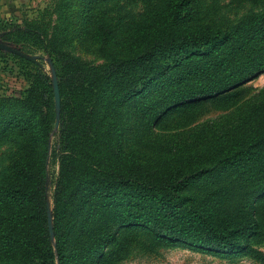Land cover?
<instances>
[{"label": "rangeland", "instance_id": "obj_1", "mask_svg": "<svg viewBox=\"0 0 264 264\" xmlns=\"http://www.w3.org/2000/svg\"><path fill=\"white\" fill-rule=\"evenodd\" d=\"M161 1L113 0L95 5L87 18V0H0V128L11 126L0 136V264H29L30 246H44L49 240L55 264H61L57 247L64 245L68 252L62 264H263L254 255L264 258V194L255 200L252 212L261 234L251 240L254 253L246 256L226 258L192 247L164 244L140 219L118 231L117 239H106L109 226L118 216L110 214L103 199L84 206L83 221L69 227L71 241L57 235L55 215L66 208L67 195L81 179L93 176L101 162L114 158L112 155L102 160L97 141L87 135V106L98 97V87L87 88V83L122 52L98 42L93 28L98 19L110 20L120 32L127 33ZM193 8L195 22L240 34L264 16V0H194ZM54 73L61 97L59 119ZM176 80V76L166 75L147 85L144 94L125 103L121 110L124 128L121 138L115 139L125 154L149 160L178 134L197 128L195 134L204 132L210 121L230 113L227 106L237 108L263 93L264 67H253L239 83L209 94L199 86H174ZM233 94H240L239 104L223 101ZM184 109L189 112L188 125L169 126L167 115ZM42 124L47 127V136L42 134ZM25 127L36 139L34 173L47 176L45 190L39 186L30 189L33 200L29 210L36 213L31 225L21 224L18 215L23 210L1 194L11 178L10 161L29 142ZM100 136L103 138L102 133ZM217 179L206 176L204 184L191 191L204 188L205 192ZM57 189L62 192L55 200ZM68 209L71 211V207ZM93 239L96 243L90 245ZM91 246H96L99 253Z\"/></svg>", "mask_w": 264, "mask_h": 264}, {"label": "trees", "instance_id": "obj_2", "mask_svg": "<svg viewBox=\"0 0 264 264\" xmlns=\"http://www.w3.org/2000/svg\"><path fill=\"white\" fill-rule=\"evenodd\" d=\"M110 1L87 0L84 16L88 18L95 5ZM193 4L194 0H162L127 33L120 32L110 20L98 19L95 24L97 41L122 54L87 83V88L98 87V97L87 106L86 132L97 141L102 160L114 158L101 162L93 176L81 179L67 195L66 208L55 215L58 236L71 241L69 227L83 221L84 206L103 199L110 214L118 216L109 226L106 239H117L118 231L140 219L164 244L226 258L254 253L251 240L261 230L252 212L255 200L264 194V90L243 103L240 94L226 96L223 101L241 103L237 108L227 106L230 113L210 121L204 132L195 134L197 128L178 134L149 160L125 154L115 140L121 138L124 128L121 110L125 103L166 75L176 76L174 86H199L209 94L239 83L253 67L263 69L264 16L240 34L195 22ZM167 121L169 126L188 125L189 112H171ZM10 129V125L0 128V136ZM24 131L29 142L10 161L11 178L1 194L23 210L18 215L21 224L31 225L36 213L29 210L33 200L30 189L39 186L45 190L47 176L34 173L36 139L27 127ZM47 132L42 124V134L47 136ZM206 176L219 179L205 192L204 188L192 192ZM60 192L57 189L55 200ZM30 247L29 264H55L50 240L44 246ZM57 249L62 264L68 252L66 245ZM90 249L99 253L96 246ZM83 250L89 249L84 246ZM254 256L264 264L263 257Z\"/></svg>", "mask_w": 264, "mask_h": 264}, {"label": "water", "instance_id": "obj_3", "mask_svg": "<svg viewBox=\"0 0 264 264\" xmlns=\"http://www.w3.org/2000/svg\"><path fill=\"white\" fill-rule=\"evenodd\" d=\"M53 85H54V94H55V101H56V108H57V117L59 119L61 97H60L59 85H58V81H57L55 73H54ZM49 222H50V226H51L50 217H49Z\"/></svg>", "mask_w": 264, "mask_h": 264}]
</instances>
